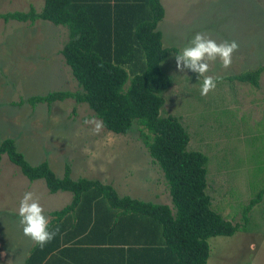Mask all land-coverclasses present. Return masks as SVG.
I'll use <instances>...</instances> for the list:
<instances>
[{"label": "rangeland", "instance_id": "1", "mask_svg": "<svg viewBox=\"0 0 264 264\" xmlns=\"http://www.w3.org/2000/svg\"><path fill=\"white\" fill-rule=\"evenodd\" d=\"M43 0H0V13L39 11ZM163 17L156 29L167 51L159 63L169 76L163 91L161 116L176 117L187 132L186 150L206 156L205 193L210 207L224 219L248 231L207 239L205 264H264V194L246 214L250 198L264 187V72L258 87L238 81L216 80L207 96L200 94L203 77L176 67L174 56L196 33L217 43L236 41L228 68L209 62L206 75L214 78L264 64V0H160ZM67 39L64 26L46 20L33 24L0 20V141L9 137L31 165L46 161L56 176L64 165L72 179L84 177L109 183L118 195L171 206L156 163L148 155L136 122L126 134L104 128L93 134L86 119L98 120L85 103L72 99L30 106L19 99L53 90H78L59 49ZM31 191L49 211L67 204V191L50 193L42 179L27 180L5 155L0 158V264H22L33 244L22 233L18 207Z\"/></svg>", "mask_w": 264, "mask_h": 264}, {"label": "trees", "instance_id": "2", "mask_svg": "<svg viewBox=\"0 0 264 264\" xmlns=\"http://www.w3.org/2000/svg\"><path fill=\"white\" fill-rule=\"evenodd\" d=\"M159 0H43L39 11L0 13V20H46L66 28L59 49L78 90H53L12 102L30 106L72 99L85 103L103 128L126 134L136 122L141 141L162 173L171 206L118 195L109 183L69 176L64 165L56 176L46 161L31 165L14 140L0 141L5 155L29 181L42 179L48 192L67 191L70 201L49 212L55 238L41 249L31 245L22 264H205L207 239L246 232L243 224L224 219L205 193L206 156L186 150L188 135L176 117L161 116L162 93L171 80L159 66L167 51L156 29L163 17ZM264 64L218 77L258 87ZM264 187L242 211L260 201Z\"/></svg>", "mask_w": 264, "mask_h": 264}, {"label": "clouds", "instance_id": "3", "mask_svg": "<svg viewBox=\"0 0 264 264\" xmlns=\"http://www.w3.org/2000/svg\"><path fill=\"white\" fill-rule=\"evenodd\" d=\"M238 47L236 41L217 43L203 33H196L189 41V45L174 56L176 67L181 72L187 69L196 73L198 78L203 77L200 94L207 96L216 87V78L206 75L209 71V62H215L218 59L221 67L228 68L232 63L233 53L238 50ZM84 123L94 126L93 134H98L103 128L102 121L94 117L90 120L86 119ZM17 214L23 235L41 249L51 242L59 231L49 229V221L44 215V208L31 191L24 193Z\"/></svg>", "mask_w": 264, "mask_h": 264}, {"label": "crops", "instance_id": "4", "mask_svg": "<svg viewBox=\"0 0 264 264\" xmlns=\"http://www.w3.org/2000/svg\"><path fill=\"white\" fill-rule=\"evenodd\" d=\"M160 1V0H159ZM70 199H71V196H70ZM70 201V200H69ZM50 212V211H49ZM48 220H49V218H50V216H49V214H48V216L46 217Z\"/></svg>", "mask_w": 264, "mask_h": 264}]
</instances>
